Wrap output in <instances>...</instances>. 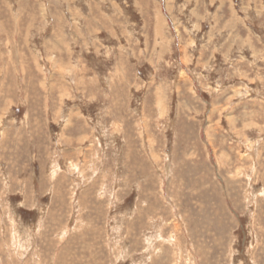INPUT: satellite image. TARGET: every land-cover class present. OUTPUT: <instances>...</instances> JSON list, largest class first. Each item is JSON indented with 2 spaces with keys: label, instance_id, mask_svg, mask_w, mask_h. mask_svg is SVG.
Instances as JSON below:
<instances>
[{
  "label": "rangeland",
  "instance_id": "1",
  "mask_svg": "<svg viewBox=\"0 0 264 264\" xmlns=\"http://www.w3.org/2000/svg\"><path fill=\"white\" fill-rule=\"evenodd\" d=\"M0 264H264V0H0Z\"/></svg>",
  "mask_w": 264,
  "mask_h": 264
},
{
  "label": "bare ground",
  "instance_id": "2",
  "mask_svg": "<svg viewBox=\"0 0 264 264\" xmlns=\"http://www.w3.org/2000/svg\"><path fill=\"white\" fill-rule=\"evenodd\" d=\"M89 199V198H88ZM61 246V245H60Z\"/></svg>",
  "mask_w": 264,
  "mask_h": 264
}]
</instances>
